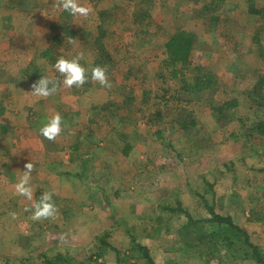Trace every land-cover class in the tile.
Segmentation results:
<instances>
[{"label": "rangeland", "instance_id": "rangeland-1", "mask_svg": "<svg viewBox=\"0 0 264 264\" xmlns=\"http://www.w3.org/2000/svg\"><path fill=\"white\" fill-rule=\"evenodd\" d=\"M77 3L89 9L86 17L69 15L62 0H0V43L7 42L0 54L18 53L14 54L18 58H7L6 67L0 60V99L8 105L0 112V147L13 141L21 151L33 146L34 139L35 146L55 149L54 168L64 174L59 184L49 185L46 191L52 187L53 194L54 188L59 189L53 195L55 215L36 220L32 212L45 191L34 182L46 168L33 167L29 200L16 192L25 167L18 160L6 163L2 159L14 166L0 171V264H44L45 258L57 254L60 262L66 257L71 264H120L119 258L125 264H149L138 252L130 251L128 229H133L135 237L148 239L144 244L156 264H206L204 258L192 256L183 240L207 234L217 224H196L186 234L179 230L189 220L186 211L202 218L210 215L209 206L220 214L231 213L264 251V136L246 137L247 129L258 116L262 118L257 96L249 91L264 74V14H254L249 8L252 3L263 7L264 0H226L217 5H210L209 0ZM182 29L194 33L197 41L190 60L179 63L178 76L173 78L174 68L164 63L165 43ZM48 32L51 37L46 40L44 33ZM53 34L60 38L54 40ZM102 47L107 63L101 67L111 87L91 79ZM47 49L51 56L45 60L41 52ZM27 52L37 53L32 63L38 71L32 67L30 74L22 67L28 59L19 57ZM61 57L75 58L88 70L84 85L69 88L63 84V76L53 67ZM208 71L214 75L212 87L197 93L185 89ZM41 77L56 85L50 97L31 92ZM259 89L264 94V86ZM128 97H133L132 103ZM233 99L239 105L229 107ZM111 102L119 105L109 107ZM221 107L223 111L218 110ZM56 114L62 118V132L47 140L39 135V128ZM6 127L10 131H4ZM112 127L114 136L108 137ZM126 141L143 145L134 158L137 165L133 168V162L130 170L118 165L123 162L120 153ZM157 157L163 164L154 170L151 162ZM229 159H236L235 164L226 163ZM218 160L226 163L220 171L228 178L214 187L209 185L216 180L213 172L199 176L198 167L202 161L213 166ZM114 163L118 169L111 171ZM51 173L45 177L49 182L58 174ZM9 177L14 184L6 193L4 183ZM99 177L123 178L124 189L126 183L135 185L137 180L141 195L146 186L153 185L160 194L153 195L152 206L151 194H145L144 200L128 195L125 201L116 193L125 191L121 182L102 185L101 179L97 183ZM99 186L106 188L110 203L98 194ZM196 191L205 194L206 200ZM176 199L181 208L164 211L160 207L163 200L176 207ZM143 202L147 211L141 213L138 204ZM106 233L108 244L100 239ZM249 259L225 264H258ZM213 264L219 263L215 260Z\"/></svg>", "mask_w": 264, "mask_h": 264}, {"label": "trees", "instance_id": "trees-1", "mask_svg": "<svg viewBox=\"0 0 264 264\" xmlns=\"http://www.w3.org/2000/svg\"><path fill=\"white\" fill-rule=\"evenodd\" d=\"M210 5L214 4L217 5L218 3L223 4L226 0H209ZM250 11L254 14H264V6L261 8H257L255 4L250 5ZM69 29V27H67ZM264 31V26L261 27V32ZM73 35L75 33L73 32ZM259 35V34H258ZM260 37L257 36L255 40H259ZM197 41V38L194 33L187 31V30H179L175 32L165 43V53L166 58L164 60L166 68H174L172 70V77L176 78L178 76V70L175 69L179 63H187L190 60V57L192 55L195 42ZM99 50H102L99 55L95 58L94 63L96 65L102 66L103 64L107 63L106 55L104 50L105 48L102 47V49L98 48ZM50 49H47L46 51H43L41 53L42 57H48L50 54ZM32 67L36 68L38 71L37 65H30L28 68H26L24 71L25 73L30 74V71ZM197 68V67H196ZM198 69V68H197ZM214 85V75L211 71H208L207 73L200 74L196 77V80L194 84H187L185 89L187 91L197 93L200 91H204L206 89H209ZM264 86V74H260L259 77L256 80V83L252 89V91H249V94H254L257 96V101H259V111H262L261 114L262 118L259 117V120L256 123H253V126L249 127L247 129L248 135L246 137H249L253 134L263 135L264 136V94H262V90L259 88H263ZM127 101L129 103L133 102V97H128ZM108 103H106L107 105ZM230 104V105H229ZM109 107L118 106L119 104H115L113 102L108 104ZM239 105L238 99H233L231 103H228L229 107H236ZM219 111H223V107L218 109ZM194 121H192V124ZM192 126V125H190ZM188 126V127H190ZM109 135L111 137L114 136V132L116 129L112 127V129H109ZM158 135L161 136V132L158 131ZM163 135V134H162ZM112 139V138H111ZM127 144V142H126ZM69 175V173H67ZM101 192L104 196V200L108 203H110V200L108 198L107 193L101 189ZM212 195L215 198V193L212 191ZM196 194H198L203 200L205 199V194L201 193L200 191H196ZM177 206L172 207V203H167L165 200L161 201L160 207L164 209H173L177 210L176 208H181V201L177 200ZM175 201V202H176ZM210 215L208 216H202V218H195V216L189 211H186L185 213L188 216V219L185 223H183L181 229L179 230L180 234H186V232L193 231L196 227L193 225L201 224L202 226L206 227V225H212L217 224L216 228H212L210 231H208L207 234H202L200 236L197 235V237L187 239L184 237V243L187 246V249L193 252L194 257L197 258H204L206 260V264H213L216 260L219 264H225L226 262L237 260V258H246L249 257V260H254L258 264H264V251L261 249V247L257 244H255L252 239L249 231L242 225L236 223L234 220V216L230 214H220L216 212L213 207L209 206ZM181 216V215H180ZM115 217L113 214L112 218ZM127 226H131V223L129 222ZM130 228V227H129ZM133 229H128V234L131 236V252H138L139 255H142L141 257H144L146 261L149 264H156L154 258L152 257L151 253L149 252V249L147 245L144 244L145 241L148 239H142L135 237V232L132 231ZM109 234H104L100 237L101 241L108 244L107 240L105 239L106 236ZM225 249V251H224ZM224 251V252H223ZM195 252V253H194ZM197 253V254H196ZM237 257V258H236ZM60 256L57 254L52 258H45L44 264H71V261H68L69 259H66L64 257L61 262ZM120 264H125L121 258H119ZM9 261V260H8ZM11 264V263H8Z\"/></svg>", "mask_w": 264, "mask_h": 264}, {"label": "crops", "instance_id": "crops-1", "mask_svg": "<svg viewBox=\"0 0 264 264\" xmlns=\"http://www.w3.org/2000/svg\"><path fill=\"white\" fill-rule=\"evenodd\" d=\"M47 32V31H46ZM44 35L46 36V40H48L50 37H51V34H49V32L46 34V33H44ZM60 38V37H59ZM57 36H55L54 34H53V39L55 40V39H59ZM13 40V39H12ZM7 44V42H1L0 43V47H4L5 45ZM9 44V43H8ZM8 51H9V53H8ZM17 53V51H13V53L10 51V50H7V51H3L1 54H0V60L3 62V64H4V67H6V64H9L10 63V60L9 59H7V58H12V56L15 58L16 56L14 55V54H16ZM42 53V52H41ZM18 54V53H17ZM10 55V56H9ZM37 56V53H34V55L32 54V53H30V52H27V54H25V55H21L20 53H19V57H25V58H27L28 60L26 61L27 63H25V64H22V67H24L25 69L26 68H28L30 65H32V61H35L34 60V58ZM50 54H49V56L48 57H46V59L45 60H47L48 58H50ZM16 58H18V57H16ZM27 74V73H26ZM60 74V73H59ZM23 76H25V75H23ZM254 86V85H253ZM5 108L7 109L8 108V105L5 103V101L3 100V99H0V112H2V111H4L5 110ZM1 117V116H0ZM3 120V119H2ZM1 120V118H0V121H2ZM12 120H14V119H12ZM12 120H10V124H12L11 122H12ZM17 128V127H16ZM18 128H19V126H18ZM10 127H6V129H4V131H10ZM108 132L110 131L109 129L107 130ZM128 131V130H127ZM127 135V134H126ZM107 136L109 137L110 135L107 133ZM104 137H105V135H104ZM32 140H34V139H32ZM32 140H31V144L33 145V146H26V147H24V149L23 150H21V151H18L19 149H16V147L17 146H15L16 144L13 142V141H8V146H3V147H0V164H3V167H2V169H0V171H4L5 169H9L10 167H13L14 165H13V163H12V165H9V164H5V163H3V160L2 159H5L6 158V163L7 162H13V160H18L19 161V165H22V166H25V164L26 163H32L33 165H34V167H36V168H38V169H40V170H42V169H44V168H46V172H41L42 174L41 175H38L39 177H38V179L34 182V183H38L39 184V186H41V191H47V187H49V185L51 186V185H53L54 183H58L59 184V182H60V176H64V174H63V172L61 171H59V169L58 168H54V167H56L55 165H56V163H53L54 162V160L55 159H53V156H54V154H56V151H55V149L54 150H46V148H44V147H42V146H35L33 143H32ZM7 142V141H6ZM127 142V144L125 143V145L122 147V150H121V157L120 158H122V160H123V162L122 163H118V165H120V168H122V169H124L125 167H128V170H130L131 169V167L129 166V165H131L133 162H134V167L133 168H135V164L137 165V163H136V161H135V159L134 158H136L137 157V153H139V146L142 148V146H141V144H135V142L133 141V142H129V141H126ZM256 152H258L257 150H256ZM77 153H78V151H77ZM17 154V155H16ZM4 155H5V157H4ZM219 156V155H218ZM219 158V157H218ZM222 158V157H221ZM200 159H202V157H201V155H200ZM116 162H117V160H116ZM163 161H159L158 160V157L157 158H155L154 159V161L153 162H151V167L152 168H154V170H157L158 169V164H163L162 163ZM235 162H236V159H229V162H226V163H228V164H235ZM15 163H18L17 161L15 162ZM226 163H224V162H222V161H219L218 160V163H216L215 165H209V164H207L206 165V162H201L200 164H199V167H198V171H199V173L197 174V175H202V176H206L205 175V173H203V172H213V174L216 176V180H214L211 184H209L210 186L211 185H214V187H216L217 186V184L220 182V183H222L223 182V179L224 178H228L227 176H225L224 174H223V172H221L220 170H222V168L224 167V166H226ZM119 168V169H120ZM132 168V169H133ZM184 168V167H183ZM205 168V169H204ZM114 169H118V167H117V163H114L113 165H112V167H111V171H113ZM141 171H142V166H141ZM203 169H204V171H203ZM210 169H212V170H210ZM45 170V169H44ZM105 170V169H104ZM51 171L52 172H56V173H58V174H56V178H54L53 176H52V180H50V182L49 181H47V179L45 178L46 176H49V175H52V173H51ZM77 171H78V169H76V175H75V177L76 178H79L80 176H78V173H77ZM141 171H139V172H141ZM105 172H107L108 173V170H105ZM116 172V171H115ZM111 173V172H110ZM204 174V175H203ZM43 175H44V177H43ZM66 175V177L68 178V176H67V174H65ZM108 175H109V173H108ZM13 177V176H12ZM37 177H35V179H36ZM58 178V179H57ZM7 180H6V182L4 183V185H5V192L6 193H8L10 190H12L13 189V184L14 183H12V181H10L11 179H10V177L9 178H6ZM34 179V180H35ZM100 179L102 180L101 182H102V185H108V183H114V181L116 182V183H120V185L119 186H122V184H124V182H125V179H121V180H114V179H110V180H108V179H105V178H101V177H99L98 178V180L99 181H97V183L98 184H100ZM49 180V179H48ZM134 180V179H133ZM203 180H206V177H204V179ZM67 181H70V180H68L67 179ZM135 181V185H132V182H130L129 184H125V189H124V187L122 186V189H124L125 191H119V192H116V193H118V195L120 196V195H123V200H125L126 201V196H128V195H132V196H134V197H137L138 198V200H144L143 199V196L146 194H151V196H149V199L150 200H148L149 202H150V204H151V206H152V197H153V195L154 196H157V194H160L158 191H156L157 189V186L156 187H154V185L153 186H146V192H144L142 195H141V190L139 191V190H137L136 189V185H138V184H140L141 182H139V181H137V180H134ZM188 182H190V181H188ZM29 183H31V182H29ZM88 183H89V181H88ZM35 184V185H36ZM132 186H131V185ZM206 184H207V180H206ZM117 184H115V186H116ZM60 187H61V185H59ZM58 186V187H59ZM71 186V189H74L75 187H74V185H73V182H72V185H70ZM111 186V185H110ZM53 187H55L54 185H53ZM101 187L99 186V189H97L98 190V194L99 195H101L102 196V199H103V201H105L104 200V196H103V194H102V192H101ZM51 190H52V187H50V189H48V191L49 192H51ZM54 192H53V195H55V194H57L58 192L57 191H59V189L58 188H54ZM103 190L106 192V188L105 187H103ZM156 191V192H155ZM93 192V191H92ZM97 192V191H96ZM215 192H217V190L215 189ZM107 193V192H106ZM218 193V192H217ZM216 193V199H217V197H218V194ZM6 195V194H5ZM4 195V196H5ZM99 195H97V193L95 194V197L96 196H99ZM108 195H109V193H108ZM117 195V196H118ZM76 196L77 195H75L73 198V202H74V200H75V198H76ZM138 196H140V197H138ZM7 197V196H6ZM9 197H11V196H9ZM13 197V196H12ZM11 197V198H12ZM54 198H56V196H54ZM109 198V200H110V202L112 201V199H110V197H108ZM155 198V197H154ZM10 199V198H9ZM11 200V199H10ZM218 200V199H217ZM71 201V200H70ZM128 201H130L129 199H128ZM147 201V200H146ZM106 202V201H105ZM131 202V201H130ZM144 203H146V202H143V204H141V203H139L138 204V206H139V210H140V212L142 213L143 212V210L145 209L146 211H147V207H146V205H144ZM155 203H158L157 202V200L155 199ZM153 210H155V209H153ZM137 213H138V209H137ZM2 213H0V215H1ZM144 217H149V215H143ZM7 217H8V214H7Z\"/></svg>", "mask_w": 264, "mask_h": 264}, {"label": "clouds", "instance_id": "clouds-1", "mask_svg": "<svg viewBox=\"0 0 264 264\" xmlns=\"http://www.w3.org/2000/svg\"><path fill=\"white\" fill-rule=\"evenodd\" d=\"M62 8L71 16H87L89 9L77 3V0H62ZM54 69L63 76V84L69 88L80 87L89 79L88 70L82 66L77 59L59 58L53 65ZM91 79L98 81L101 86L111 87L107 76L106 69L96 66L91 70ZM51 85V86H50ZM33 92L39 97H50L56 92V85L48 78L41 77L33 86ZM62 132V118L59 114L51 117L47 123L39 128V135L47 140H54ZM25 171L20 182L16 185L17 194L32 199V190L29 185L31 173L34 165L25 164ZM56 213V206L53 202V194L44 192L39 201L34 206L32 218L39 220L41 218L53 217ZM13 217L15 214L13 213Z\"/></svg>", "mask_w": 264, "mask_h": 264}]
</instances>
